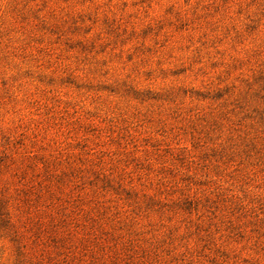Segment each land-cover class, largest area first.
<instances>
[{
  "label": "rangeland",
  "instance_id": "obj_1",
  "mask_svg": "<svg viewBox=\"0 0 264 264\" xmlns=\"http://www.w3.org/2000/svg\"><path fill=\"white\" fill-rule=\"evenodd\" d=\"M0 264H264V0H0Z\"/></svg>",
  "mask_w": 264,
  "mask_h": 264
}]
</instances>
